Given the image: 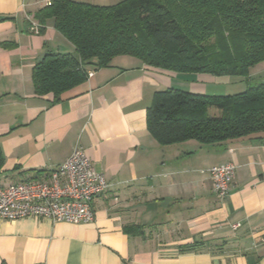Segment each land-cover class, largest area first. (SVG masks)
<instances>
[{
	"label": "crops",
	"instance_id": "obj_1",
	"mask_svg": "<svg viewBox=\"0 0 264 264\" xmlns=\"http://www.w3.org/2000/svg\"><path fill=\"white\" fill-rule=\"evenodd\" d=\"M49 1L0 0V178L49 180L80 145L110 187L91 222L0 219V264H264V140L161 146L147 126L156 91L226 95L245 77L178 73L119 55L54 101L35 92L33 68L47 51L75 47L53 20L33 30ZM261 64L250 78L264 77ZM227 162L237 171L221 198L209 169Z\"/></svg>",
	"mask_w": 264,
	"mask_h": 264
},
{
	"label": "trees",
	"instance_id": "obj_2",
	"mask_svg": "<svg viewBox=\"0 0 264 264\" xmlns=\"http://www.w3.org/2000/svg\"><path fill=\"white\" fill-rule=\"evenodd\" d=\"M35 17L39 32L53 20L75 47L49 50L36 62V93L62 100L119 55L178 73L245 77L246 90L234 94L156 91L148 130L161 146L264 140V80H250L252 68L264 62V0H50ZM3 161L0 147V169Z\"/></svg>",
	"mask_w": 264,
	"mask_h": 264
},
{
	"label": "built area",
	"instance_id": "obj_3",
	"mask_svg": "<svg viewBox=\"0 0 264 264\" xmlns=\"http://www.w3.org/2000/svg\"><path fill=\"white\" fill-rule=\"evenodd\" d=\"M32 28L39 31L37 25ZM236 171L234 162L209 169L212 187L221 198L229 194ZM109 187L105 175L95 169L91 158L77 145L64 163L51 170L49 180L3 183L0 178V219L91 222L95 219V199ZM238 226L234 225V229Z\"/></svg>",
	"mask_w": 264,
	"mask_h": 264
},
{
	"label": "rangeland",
	"instance_id": "obj_4",
	"mask_svg": "<svg viewBox=\"0 0 264 264\" xmlns=\"http://www.w3.org/2000/svg\"><path fill=\"white\" fill-rule=\"evenodd\" d=\"M80 1L93 2V3H97L101 5H111V4H116L121 0H80ZM258 69L260 70L261 74L264 76V64H261V66H259ZM251 71H252L251 73H254V70H251ZM250 80H251V84H257L261 80H264V77H259V75H254L253 78ZM247 83L248 81L246 80V78L242 80L241 82L239 80L238 82L232 83L230 85V90L233 93L244 91L247 88ZM214 112L215 110L213 109L212 111H210V114H214Z\"/></svg>",
	"mask_w": 264,
	"mask_h": 264
}]
</instances>
